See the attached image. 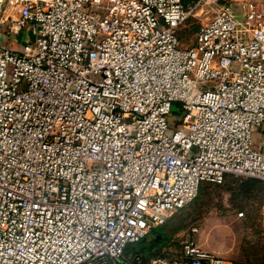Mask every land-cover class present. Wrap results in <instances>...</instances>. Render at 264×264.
Here are the masks:
<instances>
[{"label":"built area","instance_id":"obj_1","mask_svg":"<svg viewBox=\"0 0 264 264\" xmlns=\"http://www.w3.org/2000/svg\"><path fill=\"white\" fill-rule=\"evenodd\" d=\"M263 127L264 0H0V264H228L126 251L203 183L264 182Z\"/></svg>","mask_w":264,"mask_h":264},{"label":"rangeland","instance_id":"obj_2","mask_svg":"<svg viewBox=\"0 0 264 264\" xmlns=\"http://www.w3.org/2000/svg\"><path fill=\"white\" fill-rule=\"evenodd\" d=\"M207 14L200 21L192 20L181 31L182 45L192 46L201 24L212 17ZM18 41L10 46L18 48ZM173 120L180 113L173 109ZM264 129V127H263ZM256 144L264 145V134L254 133ZM264 182L258 179L228 175L223 184H205L198 198L172 216L167 225L169 240L174 245L166 247L178 251L181 237H194L198 245L208 252L224 258L228 264H264ZM243 212L244 216L239 214ZM193 229L198 233L194 234ZM152 240L137 245L138 250L147 247ZM177 244V245H176Z\"/></svg>","mask_w":264,"mask_h":264},{"label":"trees","instance_id":"obj_3","mask_svg":"<svg viewBox=\"0 0 264 264\" xmlns=\"http://www.w3.org/2000/svg\"><path fill=\"white\" fill-rule=\"evenodd\" d=\"M205 184L216 185V184H211V183H203L201 185V187H200V191L202 190V188H203V186ZM200 191H199V193H200ZM171 218L165 223V225H163L162 227H159V228L155 229L152 232V234H151L152 235V240H151V242L149 243V245L147 247H144V248L138 250V248H137V245L138 244H136L134 246H130L127 249V251H126V257H127V259H129V260H135L137 257L140 256L142 258L143 263H146L147 260L150 257L159 254L166 247L171 246V245H174L173 243H175V240H173V239L172 240H169L171 237L168 236L167 231H166L168 222L171 220ZM184 238H186V237L185 236L184 237H181L180 240L177 242V244L179 245L180 242H181V240H183ZM134 247H135V249H134Z\"/></svg>","mask_w":264,"mask_h":264},{"label":"flooded vegetation","instance_id":"obj_4","mask_svg":"<svg viewBox=\"0 0 264 264\" xmlns=\"http://www.w3.org/2000/svg\"><path fill=\"white\" fill-rule=\"evenodd\" d=\"M144 241H146V240H144ZM144 241H143V242H144Z\"/></svg>","mask_w":264,"mask_h":264}]
</instances>
